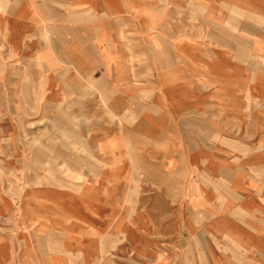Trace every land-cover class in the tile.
<instances>
[{"label":"crops","instance_id":"0c3cea01","mask_svg":"<svg viewBox=\"0 0 264 264\" xmlns=\"http://www.w3.org/2000/svg\"><path fill=\"white\" fill-rule=\"evenodd\" d=\"M0 264H264V0H0Z\"/></svg>","mask_w":264,"mask_h":264}]
</instances>
